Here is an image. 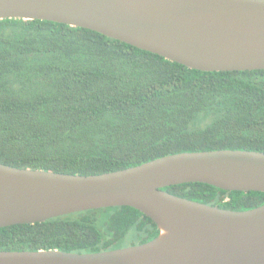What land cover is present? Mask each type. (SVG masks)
I'll return each instance as SVG.
<instances>
[{"label":"trees","instance_id":"obj_1","mask_svg":"<svg viewBox=\"0 0 264 264\" xmlns=\"http://www.w3.org/2000/svg\"><path fill=\"white\" fill-rule=\"evenodd\" d=\"M264 151V69L202 71L97 31L0 19V162L98 174L182 151ZM164 190L226 209L264 192L200 182ZM157 224L115 206L0 228V250L93 253L152 240Z\"/></svg>","mask_w":264,"mask_h":264},{"label":"water","instance_id":"obj_2","mask_svg":"<svg viewBox=\"0 0 264 264\" xmlns=\"http://www.w3.org/2000/svg\"><path fill=\"white\" fill-rule=\"evenodd\" d=\"M5 18L91 29L202 71L264 69V0H0ZM192 182L264 192V151H182L98 174L0 162V228L130 206L159 229L93 253L0 250V264H264V204L226 209L163 189Z\"/></svg>","mask_w":264,"mask_h":264}]
</instances>
